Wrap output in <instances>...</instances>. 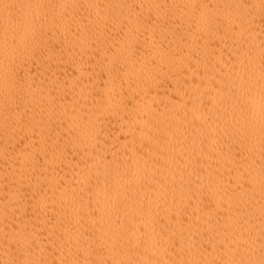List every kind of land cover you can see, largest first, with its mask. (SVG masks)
Listing matches in <instances>:
<instances>
[{
	"label": "bare ground",
	"instance_id": "obj_1",
	"mask_svg": "<svg viewBox=\"0 0 264 264\" xmlns=\"http://www.w3.org/2000/svg\"><path fill=\"white\" fill-rule=\"evenodd\" d=\"M0 264H264V0H0Z\"/></svg>",
	"mask_w": 264,
	"mask_h": 264
}]
</instances>
